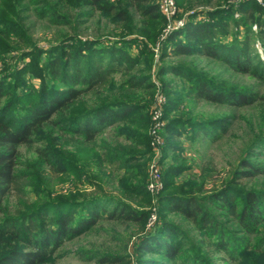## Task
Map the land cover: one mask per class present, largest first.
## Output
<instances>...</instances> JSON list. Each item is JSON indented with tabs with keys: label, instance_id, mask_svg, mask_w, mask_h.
<instances>
[{
	"label": "trees",
	"instance_id": "16d2710c",
	"mask_svg": "<svg viewBox=\"0 0 264 264\" xmlns=\"http://www.w3.org/2000/svg\"><path fill=\"white\" fill-rule=\"evenodd\" d=\"M23 1L0 0V68H8L0 78V264H54L65 241L99 223L118 221L138 223L142 235L135 247L138 252L158 251L174 264L178 259L191 263L185 254L188 248L174 240L182 237V228L167 218L171 213H179L200 233L202 238L186 243L196 247L199 251L193 254L203 260L209 255L200 249L210 248L224 254L219 258L223 264H244L242 259L249 254L264 264V92L223 84L187 64L164 61L208 58L264 85V58L254 45L255 38L264 43L263 6L254 0L242 1L236 8L222 6L226 0H198L210 5L206 18L190 15L183 27L161 42L157 76L172 73L184 78L186 91L181 94L170 80L161 81L167 95L161 159L169 156V160L163 166L157 222L148 232L149 209L133 203L147 207L151 201L146 185L154 84L140 65L149 62L145 56L152 52L143 44L134 55L130 47L140 39L136 35L154 43L165 28L158 0H68L71 14L57 10L53 0H37L35 9L43 11V18L51 15L55 24L69 26L47 48L30 36ZM175 2L185 10L193 7L191 0ZM97 14L111 24L102 31H109L113 40L98 28L83 34L84 17ZM45 54L37 86L26 82L21 69H13L21 58L33 56L38 64ZM137 90L146 92L143 100L119 97ZM183 98L191 102L189 109L206 102L235 112L192 117ZM250 107L257 112L255 120L245 119L249 134L240 153L228 160L221 182L206 187L207 176L219 173V167L201 155L198 175L186 174L191 169L184 156L186 142L220 145L233 136L237 112ZM47 126H52L49 135L36 138ZM22 145L36 153L40 164L35 171L19 168ZM86 152L89 160L84 158ZM67 181L75 187L59 194L57 186ZM106 186L113 187L116 195ZM111 199L116 200L112 207ZM207 205L218 209L220 217L234 220L238 231L248 236L237 238L233 246L225 236V222ZM117 260L114 254L98 258L100 263Z\"/></svg>",
	"mask_w": 264,
	"mask_h": 264
},
{
	"label": "rangeland",
	"instance_id": "374dc122",
	"mask_svg": "<svg viewBox=\"0 0 264 264\" xmlns=\"http://www.w3.org/2000/svg\"><path fill=\"white\" fill-rule=\"evenodd\" d=\"M242 1L248 0H226L222 6L227 7L229 4H233L232 6L238 5V3ZM37 0H24L22 4H27V9L23 13V20L24 23L28 27V32L30 36L36 41L37 45L42 46L43 48H47L51 42L57 41L59 37L67 33L69 31L68 25H58L51 20V15H46L44 18L41 16L43 11L35 9L38 8L36 5ZM254 2L260 4L264 8V0H254ZM192 8L183 9L176 4L177 10L176 14L168 20V25L173 26L178 20L183 19L186 23L187 19L190 15L196 13V19H204L206 18V9L209 8V4L200 3V1L191 0ZM53 5L63 13H72L73 7L68 3V0H53ZM87 9L86 7H82ZM233 16H238V13L233 10ZM46 14H50L48 11ZM262 18H264V10L262 12ZM86 23L82 26V31L84 35H91L93 34L94 28H98L102 31V29H107L111 27V24H107V20L100 15H96L94 18L92 17H84ZM167 23V22H166ZM184 23V24H185ZM184 26V25H183ZM181 26V27H183ZM179 27V28H181ZM164 29V28H163ZM251 29L256 31L258 27L255 24H251ZM176 29H172L168 31L165 35L163 30L158 36L157 41L151 43L146 41L140 35H136L138 38H142L130 47V52L134 55L139 54V48L143 47V44H147L149 50L152 52L151 55H146L145 58L149 60L148 63L142 62L141 68L146 69L147 75L149 79L154 84L153 88V95L151 98V107L149 108V112H151L152 107L154 106V102L156 100V96L162 95L165 98L167 95L162 90L161 81L162 80H170L173 83L174 90H178L181 94H184L186 91L185 86V79L181 77H177L172 73H168L164 76H157V70L160 68L161 65V42L165 37L172 31ZM165 31V30H164ZM105 32L104 36L110 37V40L113 36L112 34L108 33L109 31H102ZM107 33V34H106ZM163 33V34H162ZM164 36V37H163ZM113 40V39H111ZM106 44H111L110 41H105ZM121 43V42H120ZM254 45L258 53L261 57L264 58V43L255 38ZM15 54V51L10 52L9 55ZM18 53H16L17 55ZM46 54L42 56L40 62L36 64L34 58L24 57L19 59L16 65V68L13 69H21L23 72L22 77L26 78V82H32L34 86H37L40 83L41 78L38 76L39 72H41V64L44 59H46ZM149 56V57H148ZM31 59V60H30ZM166 62H173V63H184L190 67L197 68L201 72L213 77L214 79L218 80L223 84L232 85L239 88H248L251 91L256 92H264V85L262 81L251 77L249 75H236L229 71L226 66L220 62L212 61L208 58L198 57V56H180L178 58H170L167 57L164 59ZM25 64H28L29 67H26ZM1 67V65H0ZM39 67V68H38ZM8 68H0V78H3L5 71ZM38 73V74H37ZM119 78V77H117ZM7 80H12L11 77H8ZM115 92V91H113ZM117 95V93H114ZM135 94V96H134ZM146 94L145 91L137 90L134 93H120L119 97L129 98V100H143V97ZM122 95V96H120ZM118 96V95H117ZM167 99V98H166ZM166 101L163 104L162 114L164 112V106ZM90 103H87V105ZM182 104L186 106V110L188 115L192 117L196 116H208V115H218L224 112L231 110L226 106H217L211 103H200L189 109L187 107L191 106V102L189 99L183 98ZM190 111V112H189ZM231 112H235V110H231ZM239 115V120L237 121L236 126L232 128L233 136L229 138H225L220 145H209L207 147L202 146L200 143L197 145L190 146L189 141L186 142L187 147L184 150V156L186 157L187 164L191 166L189 171H185L186 174H192V177H195L199 173V163H200V155L205 156L206 160L209 158L213 160L214 164L219 167V173L211 174L207 176V183L206 187H212L213 185H218L221 182L222 177L226 174V170L229 168L228 160H233L237 154L240 153L242 143L246 140V136L249 134L247 127L245 125L246 121H254L256 117V111L254 108H246L241 109L237 112ZM243 116V117H242ZM163 117V116H162ZM151 120V119H150ZM164 125L161 129V133L163 136V129L165 126V119L163 118ZM151 124V122H150ZM52 126H47L44 128L40 133L35 135L36 138L44 139L50 133V129ZM150 125L148 128L149 137L151 133H149ZM165 137L163 136V140ZM50 140V138H48ZM53 140V139H52ZM165 141V140H164ZM35 144H38L37 142ZM151 146V144H150ZM192 147V148H191ZM162 151L163 148L159 149V157H155V152L151 146V154L148 160V169L151 163H156L158 166V170L160 172V176L162 178L163 174V166L168 162L169 156L162 160ZM90 153H84V158L89 160L91 158L89 156ZM20 162L19 168L26 169L29 168V171H35L36 168L39 167V160L37 159L36 153L31 147H27L25 145L20 146ZM148 179H153L148 174ZM264 182V179L262 180ZM163 184V181H162ZM86 189L90 190L91 186L89 184H85ZM75 185L70 182H64L63 185L57 186V190L59 194H66V192L74 188ZM106 190L114 192V188L111 186H106ZM161 191V190H160ZM160 191L157 192L155 190L149 191V198H150V205L147 207H143L142 205H137L133 203L134 206L137 208H148L150 211V216L148 222L146 224V230L150 232L153 229V226L157 222V212H158V197ZM115 194V192H114ZM116 195V194H115ZM117 198V197H116ZM120 199V197H118ZM110 206L112 207L116 200L111 199ZM208 206V205H207ZM209 207V206H208ZM212 214L216 215L217 217L223 216L219 210L209 207ZM219 213V214H218ZM167 218L179 225L182 228V237L176 236L174 240H181L188 249L185 251V254L188 255L187 258L191 259V263L185 262V259H178L175 262H179L177 264H223L222 260L219 259L224 254L215 253L212 249L204 248L200 249L201 252L205 254L208 253L209 257L203 258L198 257L193 254L195 251H199L193 245H189L186 243L187 239H200L202 238L200 233H197L193 225L187 221L184 217H182L179 213H171L167 215ZM222 222H225V236L231 240L232 245L237 244V238L241 239L242 237L248 236L247 232L238 231L239 225L234 222V220L230 219L229 217H220ZM100 225H96L92 230L86 229L78 234H76L72 239L67 240L63 243V245L58 250L57 254L60 256L56 259L54 264H174L172 261H168L165 259L163 253H159L158 251H141L138 252L135 248L137 244L140 243L141 240V232L138 223L135 222H103L99 223ZM240 232V233H239ZM258 235H255V239L257 240ZM186 243V244H185ZM107 254H114L117 256L118 260L115 262H106L100 263L98 258H103ZM89 256V257H88ZM91 257V259H89ZM245 257V256H244ZM249 258H243L242 263L244 264H259L260 259L257 258L254 254H249ZM144 259V261H143Z\"/></svg>",
	"mask_w": 264,
	"mask_h": 264
},
{
	"label": "built area",
	"instance_id": "2783aa9c",
	"mask_svg": "<svg viewBox=\"0 0 264 264\" xmlns=\"http://www.w3.org/2000/svg\"><path fill=\"white\" fill-rule=\"evenodd\" d=\"M158 8L159 11L166 18V22H167L165 28L163 29L164 35L168 31L172 29H178L179 27L184 25L185 22L183 19L178 20L173 26L168 25V20L173 18V16L176 14L177 7L175 0H158ZM165 100L166 98L162 95L156 96L154 106L152 107V110L150 112L151 124H150L149 133L152 132L150 136V144L155 152V157H157V159L159 157L158 151L164 145L161 129L164 125L162 110ZM148 174L153 178V179H148L147 181L146 187L148 191L155 190L159 192L162 189L163 184H162V178L160 176V172L158 170V166L156 165L155 162L150 164L148 169Z\"/></svg>",
	"mask_w": 264,
	"mask_h": 264
}]
</instances>
